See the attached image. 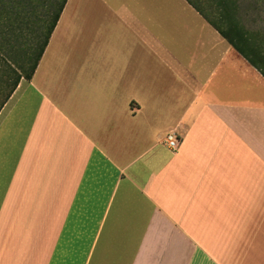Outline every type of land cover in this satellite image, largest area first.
I'll list each match as a JSON object with an SVG mask.
<instances>
[{
	"label": "crops",
	"instance_id": "0c3cea01",
	"mask_svg": "<svg viewBox=\"0 0 264 264\" xmlns=\"http://www.w3.org/2000/svg\"><path fill=\"white\" fill-rule=\"evenodd\" d=\"M21 25L0 264H264V75L193 4L67 0L30 78Z\"/></svg>",
	"mask_w": 264,
	"mask_h": 264
},
{
	"label": "trees",
	"instance_id": "16d2710c",
	"mask_svg": "<svg viewBox=\"0 0 264 264\" xmlns=\"http://www.w3.org/2000/svg\"><path fill=\"white\" fill-rule=\"evenodd\" d=\"M188 1L264 75V27L254 28L251 25V22L255 21L256 24L262 19L260 15L262 10L259 7L253 10L254 7L250 4L249 10H245L242 0ZM66 2L67 0H0V30L3 27L0 34L5 39L7 36L15 35L16 27L20 24L21 26L38 27V30L33 33L38 44L33 47L35 62L28 74L29 78L45 50ZM253 3H264V0H255ZM250 12L258 13L259 17L257 19L248 18L251 16ZM31 21L33 23H30ZM9 29L11 32L8 31Z\"/></svg>",
	"mask_w": 264,
	"mask_h": 264
},
{
	"label": "rangeland",
	"instance_id": "374dc122",
	"mask_svg": "<svg viewBox=\"0 0 264 264\" xmlns=\"http://www.w3.org/2000/svg\"><path fill=\"white\" fill-rule=\"evenodd\" d=\"M255 0H242V5L243 7L245 8V10H249V6L251 4V6L253 5L254 8H252L253 10H255V8L259 7L260 10H262L260 12V15L262 17L261 20H259V22H257L255 24V21L254 22H251V25L252 27L254 28H259V27H264V3H253ZM248 6V7H247ZM250 19H257L259 17V14H255V12H250ZM30 23H33L32 21ZM34 25V24H33ZM5 28V27H4ZM17 28V27H16ZM32 29L30 30L31 34H28L27 35V40L29 39H33L34 35H33V31L34 29L36 28V30H38V27L36 26H32L31 27ZM33 30V31H32ZM1 31H3V27H1ZM10 31V29L8 30ZM11 32V31H10ZM5 33V32H4ZM11 37L8 38L7 36V39H6V44L8 45L7 46V50H0V57H3L2 60L0 61V72L2 70H4L5 72V77L7 76H10L11 77V80H14V78L16 77L14 75V73L16 72V69L12 66V62L14 61L13 59L16 58V59H21L22 58V55L24 53V50L26 49L24 47V43H25V37L23 39H21L20 37H18L17 40H14L12 39V36L13 35H10ZM10 41L13 42V44L15 45V47L11 46L10 45ZM11 48V49H10ZM12 52V59H9V61L7 60V57L10 56V53ZM20 67V66H19ZM7 78H0V83L3 82L2 80H6ZM11 80L9 82H11ZM5 83H9L8 82V79L7 81H4ZM4 88V87H2ZM7 88V86L5 87ZM5 94H7V90L6 91H3V89H1V85H0V102L3 100V98L5 97Z\"/></svg>",
	"mask_w": 264,
	"mask_h": 264
},
{
	"label": "built area",
	"instance_id": "2783aa9c",
	"mask_svg": "<svg viewBox=\"0 0 264 264\" xmlns=\"http://www.w3.org/2000/svg\"><path fill=\"white\" fill-rule=\"evenodd\" d=\"M182 142V137L175 131H170L164 137V143L172 150L177 151Z\"/></svg>",
	"mask_w": 264,
	"mask_h": 264
}]
</instances>
